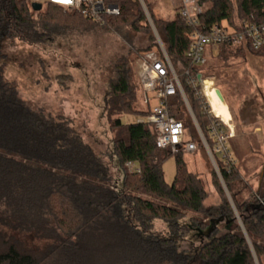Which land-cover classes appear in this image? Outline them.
<instances>
[{"label": "trees", "instance_id": "1", "mask_svg": "<svg viewBox=\"0 0 264 264\" xmlns=\"http://www.w3.org/2000/svg\"><path fill=\"white\" fill-rule=\"evenodd\" d=\"M197 1L206 7L204 24H227L236 30L244 21L264 25V0H239L235 5L232 0ZM113 2L121 13L105 18L104 25L119 21L137 28L146 22L138 0ZM46 7L35 12L30 0H0V264H255L218 180L221 203L205 207L204 187L187 171L184 155L158 149L150 124L121 119L134 115L136 102L124 75L111 83L105 100L111 127L120 129L112 143L119 180L112 178L107 165L68 121L38 112L20 97L4 74L8 44L35 47L51 42L68 25L98 24L77 11L64 12L51 3ZM148 9L166 34V53L205 130L207 119L181 77L182 70L190 67L189 44L182 33L190 29L178 12L172 21L160 23L150 4ZM243 51L264 54V45L259 51L222 46L218 58L227 60ZM169 106L172 115L184 121L181 96ZM148 115L149 111L142 114ZM170 156L175 157L176 173L167 184L163 165ZM216 161L257 261L264 264V205L259 200L264 202V161L257 190L245 201L238 199L245 187L237 163L227 170L222 160L216 157ZM129 162L140 171H129ZM153 220H162L167 233L155 232ZM23 237L32 242H23Z\"/></svg>", "mask_w": 264, "mask_h": 264}, {"label": "rangeland", "instance_id": "2", "mask_svg": "<svg viewBox=\"0 0 264 264\" xmlns=\"http://www.w3.org/2000/svg\"><path fill=\"white\" fill-rule=\"evenodd\" d=\"M138 1L146 22L137 28L131 23L119 21L105 25L71 24L66 30H61L60 35H55L51 42L42 45L30 47L20 42L8 44L6 60L3 61L5 78L16 85L20 97L36 111L68 121L107 165L112 178L117 180L121 175L112 143L120 129L111 127L113 119L108 121L105 115L106 96L111 83L124 75L134 91L136 102L133 103L134 115L121 119L124 122L144 119L142 114L148 109L139 88L142 58L147 50H153L155 46L159 48L160 44L167 45L166 34L161 25H155L148 6L151 5L156 20L166 23L175 18L180 5V0ZM238 1L232 0L234 5ZM205 70L215 78L224 104L222 109L225 107L229 111L236 126L232 146L239 181L245 187L238 199L245 201L257 190L264 161V54L244 52L223 60L218 58L216 50L210 56ZM183 107L184 121L192 124ZM226 109L221 110L224 115H227ZM183 160L187 171L200 179L204 187L205 207L221 203L222 196L215 185L218 180L223 197L229 202V194L236 210L230 193H226L224 182L203 149L184 154ZM128 170L131 171L130 168ZM163 172L165 182L171 184L176 173L174 156L165 161ZM143 198L157 202L154 197L144 195ZM187 214L185 222L189 223L191 215ZM152 224L155 232L163 235L167 233V226L162 220H153ZM21 239L25 243L32 242L26 237ZM185 246L188 247V244Z\"/></svg>", "mask_w": 264, "mask_h": 264}, {"label": "built area", "instance_id": "3", "mask_svg": "<svg viewBox=\"0 0 264 264\" xmlns=\"http://www.w3.org/2000/svg\"><path fill=\"white\" fill-rule=\"evenodd\" d=\"M32 3H51L65 10L77 11L83 17L104 25L105 18L119 16L121 9L113 0H30ZM177 12L189 27L182 36L187 40V58L190 67L182 70L181 77L197 102L201 114L207 119L203 130L197 120L181 79L173 66L165 47L145 52L140 66L139 85L149 115L138 123H148L156 133V147L172 155L195 153L200 147L209 156L216 172L220 175L216 157L230 170L237 163L232 141L236 137V126L219 95L216 80L207 74L205 67L214 51L222 46L250 48L259 51L264 45V25L244 21L239 29L227 24L207 25L201 22L205 6L197 0H180ZM180 95L186 116L192 120L188 129L183 119H176L170 109L171 100ZM197 141H196V140ZM132 172L140 170L131 162L126 164ZM260 203L264 205V202Z\"/></svg>", "mask_w": 264, "mask_h": 264}, {"label": "water", "instance_id": "4", "mask_svg": "<svg viewBox=\"0 0 264 264\" xmlns=\"http://www.w3.org/2000/svg\"><path fill=\"white\" fill-rule=\"evenodd\" d=\"M32 9H33L35 12H40V11L43 9V5H42V4H39V3H32ZM148 18H149V16H148ZM219 95H220V93H219ZM220 96H221V95H220ZM216 173H217V172H216ZM217 174H218V173H217ZM218 176H219L220 180L223 182L221 175L218 174ZM224 189H225L226 193L228 194L227 189H226L225 187H224ZM228 198H229V202L231 203V205H232V207H233V210H234V212H235V214H236L237 220L239 221V224H240V226H241V229H242V231H243V233H244V235H245V237H246V239H247V242H248V244H249V246H250V249H251V252H252V254H253V258H254V260H255V263L258 264V262H257V258H256V256H255V253H254V250H253V247H252V244H251V242H250V240H249V238H248V236H247V234H246V231H245V229H244V227H243V224H242V222H241L239 216H238L237 213H236L235 207H234V205H233V203H232V201H231V198H230L229 194H228Z\"/></svg>", "mask_w": 264, "mask_h": 264}]
</instances>
